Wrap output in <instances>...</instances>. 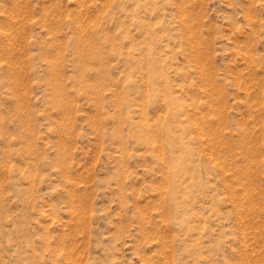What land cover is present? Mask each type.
Wrapping results in <instances>:
<instances>
[{"label": "rangeland", "instance_id": "374dc122", "mask_svg": "<svg viewBox=\"0 0 264 264\" xmlns=\"http://www.w3.org/2000/svg\"><path fill=\"white\" fill-rule=\"evenodd\" d=\"M0 264H264V0H0Z\"/></svg>", "mask_w": 264, "mask_h": 264}]
</instances>
